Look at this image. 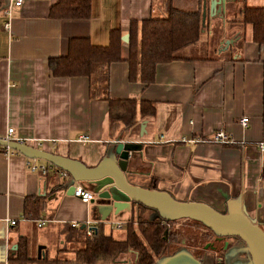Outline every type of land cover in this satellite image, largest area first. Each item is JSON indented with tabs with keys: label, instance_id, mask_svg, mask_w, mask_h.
I'll use <instances>...</instances> for the list:
<instances>
[{
	"label": "crops",
	"instance_id": "0c3cea01",
	"mask_svg": "<svg viewBox=\"0 0 264 264\" xmlns=\"http://www.w3.org/2000/svg\"><path fill=\"white\" fill-rule=\"evenodd\" d=\"M55 1L14 5L8 0L0 8V137L11 126V137L87 165L95 164L116 136L140 142L127 165L129 181L167 190L178 199L203 200L219 210L227 198L241 195L247 214L264 227V151L257 145L264 136V43L254 41L251 23L241 20L245 5L264 6V0H229L223 14L214 13L211 0H205L199 39L181 49V57L156 63L148 84L128 78L127 40H121L122 59L107 66L106 93L134 100L131 125L109 122L98 72L57 76L48 68V57L64 54L73 37L105 44L112 27L128 36L130 19L162 16L167 4L198 9L201 15L204 0H90L85 18H52L48 10ZM226 39L233 41L224 44ZM203 48L211 51L194 53ZM142 101L152 105L151 113L140 112ZM242 116H248L246 125L239 122ZM218 130L233 141L206 140ZM81 134L88 139L76 140ZM67 179L51 167L45 174L28 170L23 154L0 149V264H7L20 237L36 260L25 264H40L41 258L76 264L74 249L64 244L81 230L83 220H96L98 213L91 201L67 192ZM31 195H45L35 217L45 218L41 225L22 215L24 198ZM131 211L122 212L123 226ZM71 221L79 225L72 227ZM113 221L111 216L96 220L98 233L111 235ZM121 259L134 264L135 253L128 250L116 260Z\"/></svg>",
	"mask_w": 264,
	"mask_h": 264
},
{
	"label": "trees",
	"instance_id": "16d2710c",
	"mask_svg": "<svg viewBox=\"0 0 264 264\" xmlns=\"http://www.w3.org/2000/svg\"><path fill=\"white\" fill-rule=\"evenodd\" d=\"M89 9L90 0H56L50 5L48 15L52 18H85L89 15ZM241 20L251 23L252 39L260 44L264 43V6L245 5L241 10ZM201 28L198 9H177L170 4H167L162 16H149L139 21L130 19L126 42L127 55L124 58L128 64V78L134 79L137 76L144 84L152 82L156 63L181 57V49L199 39ZM121 34L119 28H110L107 43L101 45L91 43L86 37L70 38L66 52L48 57L47 65L51 73L57 76H91L98 72V79L103 83L102 98L106 99L108 104L109 122L119 119L124 124L131 125L134 122V100L110 98L106 93L107 66L112 61L122 59ZM118 108L121 112L116 114ZM139 109L142 114H146L151 113L153 107L149 102L142 101ZM44 198L45 195L26 196L23 202V217L36 219ZM140 220H137L138 231L127 222L125 235L119 239L98 231L92 237L85 236L82 229L72 232L69 241L72 239L81 242V246L74 250L76 259L83 264H94L95 256L102 253L116 263V254L130 250L135 253L134 264H153L158 255L178 244L173 232L168 230L170 221L163 222L157 217ZM29 261L36 260L28 256L27 241L20 237L16 247L8 253L7 264H25ZM38 261L40 264H46L48 260L41 258Z\"/></svg>",
	"mask_w": 264,
	"mask_h": 264
},
{
	"label": "water",
	"instance_id": "95a60500",
	"mask_svg": "<svg viewBox=\"0 0 264 264\" xmlns=\"http://www.w3.org/2000/svg\"><path fill=\"white\" fill-rule=\"evenodd\" d=\"M4 2L8 0H1L0 8ZM227 2L229 0H211V8L214 13L223 14ZM205 15L204 0L202 24ZM127 37V33L120 36L124 41ZM232 41L226 39L224 44ZM0 145L30 158L44 159L66 171L68 193H72L74 182L96 192L90 200L93 203L92 210L98 213L96 220L103 221L111 216L121 221L124 210L129 211L139 205L149 210L150 219L157 217L163 222L192 219L203 224L214 235L213 241L203 245V249L209 248V251L196 254L187 244L178 243L173 249L158 255L153 264H264V227L247 214L241 195L227 198L224 209L219 210L203 200L178 199L167 190L129 181L126 177L127 165L131 153L140 149V142L122 140L116 136L107 142L100 158L93 165H87L74 156L44 150L14 138L0 137ZM116 261L117 264H132L129 259Z\"/></svg>",
	"mask_w": 264,
	"mask_h": 264
},
{
	"label": "rangeland",
	"instance_id": "374dc122",
	"mask_svg": "<svg viewBox=\"0 0 264 264\" xmlns=\"http://www.w3.org/2000/svg\"><path fill=\"white\" fill-rule=\"evenodd\" d=\"M195 48V47H194ZM206 51H211V49L206 50L205 48H203L202 50H200V52H194V53H198V54H204ZM148 209L139 206V205H135L134 209H132L131 211V215H129V218L126 220L124 227V231L123 229H115L112 228L111 229V235L112 236H116L119 237L120 234L124 233L122 238L125 235V229H126V225L128 224L127 222H129V226L134 228L136 231H138V226L139 223H137V220H145L148 218ZM140 220V221H141ZM168 230L172 231L173 234L175 235V239L177 240V243H185L188 245L189 248H191L193 251H196L197 254H202L205 251H209V248L207 250H202L203 249V245L208 242V241H213L214 240V235L213 233L206 228L203 224H201L200 222L196 221V220H192V219H177L174 221H170V223L167 225ZM119 239V238H117ZM179 240V242H178ZM218 244V243H217ZM220 244V243H219ZM66 247H69L68 249H70L71 247L75 250L77 248H79L81 246V242L80 241H75V240H70L68 243L64 244ZM75 257L76 254L74 253ZM128 255V251L125 253H119L116 254V258H118L119 256H124L126 257ZM78 259V258H77ZM94 264H110V260L108 259L107 256H103L102 253H99L98 255L95 256V259L93 260ZM78 262L80 263L79 260L76 261V264H78ZM71 261L69 262L68 260L63 261L62 259H48V261L46 262V264H70Z\"/></svg>",
	"mask_w": 264,
	"mask_h": 264
},
{
	"label": "built area",
	"instance_id": "2783aa9c",
	"mask_svg": "<svg viewBox=\"0 0 264 264\" xmlns=\"http://www.w3.org/2000/svg\"><path fill=\"white\" fill-rule=\"evenodd\" d=\"M20 2H21V0H12V3L14 5H18V4H20ZM239 122H240L241 125H246L247 122H248V116H242L240 118ZM11 132H12V127L11 126H7L6 134L4 136H2V138H4V139L14 138V137H11L9 135ZM14 139H17V140H20V141L24 142V140H22L20 138H14ZM87 139H88L87 135L81 134V135H79L77 137L76 140L85 141ZM206 140L216 141V142H232L233 141V139L229 136V134H227L223 130H218V131L214 132L210 137L206 138ZM257 145L262 151H264V136H263L262 139H260L258 141ZM1 147H2L1 149H3L5 152L13 151V149H11V148H9L7 146H1ZM25 164H26V167L28 168V170L38 171L40 174H45L47 169L51 167V168H55L58 171L59 175L67 176L66 171H64L63 169L57 168L55 165L51 164L48 161H46L45 163L44 162L43 163H37V162H35V158H30V157L25 156ZM72 194L77 196L81 201L88 202L92 198L95 197L96 192L91 191V190L83 187L78 182H74L73 183ZM34 220H35L36 225H41L42 223H44L45 218L38 217V218H36ZM14 221H15L14 219L7 218V222L10 223V224L14 223ZM81 224H82L81 229L83 230L84 235L87 236V237L94 236L97 233V231H98V226H97L96 220L87 218V219L83 220L81 222ZM111 224L116 229H121L123 227L122 222L118 221V220L111 222ZM69 225L72 226V227H76V226L79 225V222L71 221L69 223Z\"/></svg>",
	"mask_w": 264,
	"mask_h": 264
},
{
	"label": "flooded vegetation",
	"instance_id": "af4514ba",
	"mask_svg": "<svg viewBox=\"0 0 264 264\" xmlns=\"http://www.w3.org/2000/svg\"><path fill=\"white\" fill-rule=\"evenodd\" d=\"M202 250H205V249H202Z\"/></svg>",
	"mask_w": 264,
	"mask_h": 264
}]
</instances>
